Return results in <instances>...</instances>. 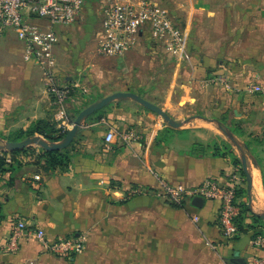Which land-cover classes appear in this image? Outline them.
<instances>
[{
    "label": "crops",
    "instance_id": "obj_1",
    "mask_svg": "<svg viewBox=\"0 0 264 264\" xmlns=\"http://www.w3.org/2000/svg\"><path fill=\"white\" fill-rule=\"evenodd\" d=\"M152 1L168 10L184 30L191 60L183 64L174 59L168 63L165 60V66L161 64L163 60H159L160 63L152 62L153 67L146 69L136 65L139 76L136 88L144 92L136 90L137 94L168 114L194 105L197 95L205 90L207 72H216L213 70L215 60L209 56L210 51L218 47L215 42L236 41L242 31V28L232 29L227 22L217 23V20L234 17L238 8L243 14L260 19L258 33L254 31L257 24L244 25L243 31L247 35L244 39L259 40L260 43L256 53L250 56H255V63L249 60L246 49L247 59L243 62L245 65L250 63L251 70L260 73V86L264 89V0L255 4L248 1L240 4L236 0H185L172 4L166 3L167 0ZM57 38L54 76L59 84L64 80L65 84L81 86L74 70H68L69 67L58 62L63 54L62 41L71 40V36L57 35ZM204 41L214 43L204 45ZM140 45L152 49L148 53L150 56L172 58L150 40L145 31L137 44ZM21 52L22 45L13 30L0 36V137L18 129L26 130L39 119L54 121L56 127H68L59 119L58 110L46 90L45 74L35 64L25 62ZM151 73L158 75L148 79ZM135 103L131 100L113 102L102 108L99 120L89 116L71 142L72 160L67 171L44 172L33 163L35 159L31 155L16 156L18 162L12 161L10 153L13 151L5 155L6 164L11 168L0 174V264L82 263L80 257L66 262L62 259L65 257L51 256L30 237L21 239L16 251H7L11 226L18 220H23L31 230H43L48 242L72 234L76 236L80 231L89 232L92 249L95 234L108 226L117 229L119 215L124 213V203L120 200L129 182L153 189L160 181L193 186L207 177L224 178L231 173H236L242 180L238 167L232 164L229 156L213 155L215 145L223 151L220 143L226 142L227 135L216 122L203 124L199 117L191 116L187 124L173 128L154 112L142 106H139L140 110ZM70 106L71 103H67L65 123L69 122ZM108 130L116 134L110 145L104 141ZM128 131H134L136 137L124 142L120 135ZM262 141L264 145V137ZM231 149L236 154L242 146L235 143ZM261 149L264 152V146ZM35 151L39 152V149ZM245 156L242 158L246 160L250 186L245 176V184L241 183L239 187L247 188L246 196H241L239 201H245L251 212L261 217L264 213V156L256 165L247 154ZM108 199H112V203ZM218 208L217 201L203 200L196 206L191 200L178 209H162L164 223L157 227L161 236L156 249L150 251L148 264H235L233 260L238 258L245 264H256L255 259L264 261V248L252 245L254 235L264 237V225L254 223L248 213L246 223L250 227L227 240L220 232ZM193 216H198L197 222L192 221ZM96 261L90 260L91 264ZM114 263L136 264V257L120 262L116 259Z\"/></svg>",
    "mask_w": 264,
    "mask_h": 264
},
{
    "label": "rangeland",
    "instance_id": "obj_2",
    "mask_svg": "<svg viewBox=\"0 0 264 264\" xmlns=\"http://www.w3.org/2000/svg\"><path fill=\"white\" fill-rule=\"evenodd\" d=\"M173 1L184 3L185 0H167L166 3ZM236 1L240 2V4L247 1L255 4L260 0ZM238 9L234 17L226 16L220 18L217 23L227 22L232 29L242 28V31H240L241 37L239 36L236 41L215 42L218 47L210 51L212 53L209 55L215 60L214 66L216 67L213 70L216 72H207L206 82L221 76L227 79V83H222L219 79L206 83L204 92H200L197 95V101L194 105L174 110V113L169 115L180 121H184L191 116H197L203 124L216 122L227 133L226 136L224 135L226 142L220 143L222 150L225 152L232 151L231 146H234L235 143L240 144L242 149L236 154L233 151L232 153L240 161L242 157L246 158L245 154H247L248 159H251L256 165L259 160L262 161L264 156V152L261 149L264 146L262 144V138L264 137V89L257 93L248 91L251 85L260 86V73L252 71L253 67H251L250 63L245 65L243 61L247 59L245 57L246 49L249 60L255 63L253 60L255 56H250L256 53L260 42L259 40L246 41L244 38L247 35L243 28L245 24L252 22V25L257 24L258 28L253 27L254 31L258 33L260 32L261 23L260 19L256 18L255 15H253V18L246 13L243 14V11ZM253 12H255V8ZM100 18L97 3L94 0H87L80 19L73 24L74 26L71 27L72 25H70L67 29L57 32L60 36H71V40L64 39L62 41L63 54L59 56L58 62L69 67L68 70H74L75 76L79 78L81 86L84 87H76L75 92H72L70 98L67 99L66 103H71L70 109H68L70 112L68 121L72 116H74L72 121L74 120L77 115L76 111H80L104 96L118 91V89H127V91L135 93L137 90L144 93L143 90L136 88V81L139 79L138 73L136 74V65L138 68L141 66L146 69L153 67L152 62L163 60V62L159 61L157 63L161 62L162 66H165V60L168 63V61L174 59L169 57L167 59V56L165 58L150 56L148 53L152 49L149 50L143 45L135 46L122 57H104L99 55L96 50V39L97 32L100 29ZM202 43L205 45L214 42L204 41ZM138 50L146 52L140 53ZM234 56H237V58L234 59ZM256 57L258 58L259 56ZM256 64H259L258 60H256ZM92 67L93 69H91ZM157 75L158 73H151L148 79ZM60 84H65V81L62 80ZM71 99H73V102ZM136 106L142 110L139 107L140 105L137 104ZM68 125V127L71 126V124ZM68 127L62 128L68 129ZM20 130L22 129L8 132L0 137V155L7 152L2 148L4 142H8L7 139L10 137H15ZM26 148L40 150V147L35 145H30ZM106 150L109 149L106 148ZM124 191L123 199L120 200L124 203V213L119 215L117 229L113 230V226H108L105 230L103 229L100 233L95 234L92 241V249L89 245L91 243L89 241L91 236L89 232H78L86 237L83 251L73 253L62 259L69 262L70 258L80 257L82 261L80 264H91L90 260L92 258L97 260L93 264H112L116 259L120 262L135 256L136 264H148L150 251L153 252L156 249V243L159 242L161 236L157 227L160 228L164 223L161 216L162 209L175 204L160 194L156 188L146 189L136 186V183L129 182L125 185ZM108 202L112 203V199H108ZM30 238L41 248L44 247L38 240L33 237ZM7 251L13 252L9 249ZM45 251L51 256L60 258L48 249H45Z\"/></svg>",
    "mask_w": 264,
    "mask_h": 264
},
{
    "label": "built area",
    "instance_id": "obj_3",
    "mask_svg": "<svg viewBox=\"0 0 264 264\" xmlns=\"http://www.w3.org/2000/svg\"><path fill=\"white\" fill-rule=\"evenodd\" d=\"M100 13V29L97 32L96 50L104 57H122L137 46L141 34L145 31L148 38L159 44L177 63H188L191 53L188 49L186 34L165 8L152 0H94ZM87 0H0V36L13 30L22 45V59L35 64L45 74V86L58 110V117L66 126L67 99L78 85L59 84L54 76L57 66L55 46L58 29L75 24L83 12ZM227 83V79L212 78ZM249 92L262 91L258 85H251ZM116 134L106 132L104 141L111 144ZM124 142L135 139L134 131L121 135ZM39 179V176H35ZM242 180L236 173L224 178L207 177L199 184L188 186L183 183L160 181L157 191L177 205L201 198L217 201L219 208L217 220L222 236L231 240L238 235L235 220L239 214L236 190ZM192 221L197 222L198 216ZM33 237L41 242L45 249L59 257L80 253L85 246L84 234L59 238L48 242L41 229L31 230L23 220L14 222L6 242L7 249L16 251L19 241ZM254 247L264 248V237L260 234L252 238ZM256 264H264L255 259Z\"/></svg>",
    "mask_w": 264,
    "mask_h": 264
},
{
    "label": "trees",
    "instance_id": "obj_4",
    "mask_svg": "<svg viewBox=\"0 0 264 264\" xmlns=\"http://www.w3.org/2000/svg\"><path fill=\"white\" fill-rule=\"evenodd\" d=\"M80 111H76L78 114ZM103 110L100 109L94 114H92V117H95L96 120H99L102 116ZM74 116L71 117L69 120V124H72V119ZM221 130L225 131L221 126H219ZM68 129H63L62 127L58 128L56 127V123L51 120H45V119H39L34 122H32L26 130H20L18 134L15 137H10L7 139L8 142H19L23 138L33 137L36 135L42 136L47 140L50 141H58L62 139ZM72 143L69 145V147L63 149V150H53V151H43L39 150V152H36L33 148H24L20 150H15L10 153L12 157V161L15 160V162H18V158L16 156L19 155H31L34 157V164H36L42 171L44 172H54L56 169H59V171H67L69 168V165L71 164L72 155H70V148ZM8 154V152H4L0 155V174L8 171L11 168V165H7L5 161V155ZM213 155L216 156H229L231 159V162L234 166L238 167V171L240 173V176L242 178V184H245V173L241 167V161L232 153V151H220V148L216 145L214 146V152ZM246 187H239L236 190V197L238 200V207H239V214L235 220V224L238 228V234L246 232L247 228L250 227L248 223H246L247 214L249 213L250 217L252 218V221L254 223L262 224L264 225V221L260 216H257L253 214L248 207L247 203L245 201H239V198L241 196H246ZM122 203V201L120 202ZM172 208H181L182 205H171Z\"/></svg>",
    "mask_w": 264,
    "mask_h": 264
},
{
    "label": "water",
    "instance_id": "obj_5",
    "mask_svg": "<svg viewBox=\"0 0 264 264\" xmlns=\"http://www.w3.org/2000/svg\"><path fill=\"white\" fill-rule=\"evenodd\" d=\"M128 100L134 101L143 108L148 109L151 112H154L159 117H161L162 120L170 127L180 128L189 122L188 119L184 121H176L164 109L148 101L147 99L143 98L142 96H140L135 92L116 91L107 96H104L100 100L95 101L89 104L88 106L84 107L83 109H81L80 112L75 116L71 126L68 128L66 135L60 140L50 141L42 136L36 135L33 137H28L25 140L19 142H4L2 148L7 152H11L15 150L24 149L30 145H35L37 147H40L44 151L63 150L71 144L79 128L82 126V124L89 116H91L98 110L104 108L105 106L109 105L110 103L128 101ZM241 162H242V169L249 182L248 185L250 186V175L248 174L246 160L242 158ZM202 203L203 200L201 198L193 199V204L196 206H200ZM261 218L264 221V213L261 215ZM233 261L235 264H245L244 261L240 260L239 258L234 259Z\"/></svg>",
    "mask_w": 264,
    "mask_h": 264
}]
</instances>
